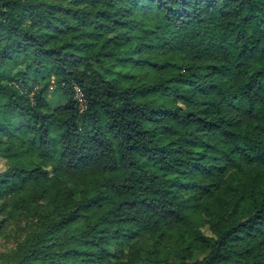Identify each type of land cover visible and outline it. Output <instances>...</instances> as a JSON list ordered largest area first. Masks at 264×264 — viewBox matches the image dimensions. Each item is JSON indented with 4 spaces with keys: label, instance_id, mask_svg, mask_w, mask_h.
<instances>
[{
    "label": "trees",
    "instance_id": "16d2710c",
    "mask_svg": "<svg viewBox=\"0 0 264 264\" xmlns=\"http://www.w3.org/2000/svg\"><path fill=\"white\" fill-rule=\"evenodd\" d=\"M63 1L0 0V103L13 122L26 120L29 136L16 145L0 138L10 159L0 196L26 203L43 190L53 208L10 264H113L115 245L167 228L181 238L172 264H264V0H76V9ZM150 14L161 22L159 40L188 57L156 60L144 47L156 43L143 37L126 52L170 69L116 84L105 70L82 67L126 55L79 52L90 34L133 39ZM65 28L77 43L60 41ZM22 65L42 82L54 77L66 103L46 112L43 91L32 94L20 72L15 79ZM29 144L50 159L53 176L21 159ZM63 178L90 189L77 199Z\"/></svg>",
    "mask_w": 264,
    "mask_h": 264
},
{
    "label": "rangeland",
    "instance_id": "374dc122",
    "mask_svg": "<svg viewBox=\"0 0 264 264\" xmlns=\"http://www.w3.org/2000/svg\"><path fill=\"white\" fill-rule=\"evenodd\" d=\"M42 1L47 4V8H50L51 0ZM62 6L71 9L80 7L76 5V0H64ZM160 25L159 18L157 16L152 18V14H150L148 20L141 22L137 29L138 33L133 39L123 32L90 34V40L80 43L81 48L78 49L79 52L87 53V50L93 49L94 53H115L123 50L122 53L126 55L123 58L115 56L99 61L97 58H93L88 64H82V67L85 65L97 66L101 70H105L106 78L116 84L129 82L134 75L142 73L143 69L147 70V68L152 76H157L161 70L170 69L169 67L164 68L162 63L163 59L160 62H140L137 54L138 50L126 52V48H130L126 43L130 40L135 42L137 39L148 37L156 45L145 43V52L150 54L154 53L156 60L158 56L165 55L168 52H174L181 54L183 57H188L186 51L180 52L173 49L168 40H159L161 32L157 33L156 31ZM70 31L69 28L59 29V39L61 42L67 44L78 42V39L74 37L75 35L64 34V32L69 33ZM18 72L28 79V88L32 94L38 90L43 91V94L46 95L49 100V107L45 109L46 112H53L57 106L66 103L62 85H58L54 77L42 82L41 74L37 73L36 69L30 65L19 66L14 71L15 79H19L17 77ZM4 82L7 81L4 80ZM24 125H27L24 119L13 122L0 103V138H2V143L9 136L13 138L12 145L21 144L25 139H28L29 136L24 137L21 134L24 132ZM19 154L22 160L27 157L30 163L47 168L50 170L51 176H53L54 166L47 164L50 159L42 157L37 150L31 147V144L22 148ZM9 166L10 159L0 155V172L7 170ZM63 180L67 182V186L77 199H81V193L84 189H90L83 179H78L76 182L69 178H63ZM12 194L8 192L0 196V264H10L16 258V250L18 247L24 244L29 236L39 230L40 217L47 212H53V208L50 206L52 205L50 198L44 194L43 190L35 192L34 197L27 196L26 203H22L21 201L23 195L15 196V193ZM17 200L21 205L17 203ZM56 202L58 204L59 200ZM202 230L206 234H210L207 226H203ZM115 246L118 254L113 264H121L123 262H132L134 264H165L166 260H168V264H172L181 256V238L170 228L152 237L141 238L138 241L127 238L123 244ZM130 247L136 250L137 253L131 259H128L125 254L130 251Z\"/></svg>",
    "mask_w": 264,
    "mask_h": 264
},
{
    "label": "built area",
    "instance_id": "2783aa9c",
    "mask_svg": "<svg viewBox=\"0 0 264 264\" xmlns=\"http://www.w3.org/2000/svg\"><path fill=\"white\" fill-rule=\"evenodd\" d=\"M74 98L79 102L81 110L86 109L88 100L84 91L78 85H74Z\"/></svg>",
    "mask_w": 264,
    "mask_h": 264
}]
</instances>
